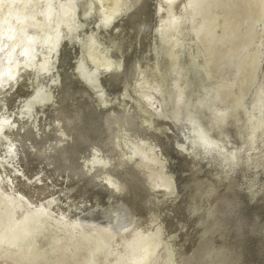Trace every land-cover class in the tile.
<instances>
[{
    "label": "rangeland",
    "instance_id": "rangeland-1",
    "mask_svg": "<svg viewBox=\"0 0 264 264\" xmlns=\"http://www.w3.org/2000/svg\"><path fill=\"white\" fill-rule=\"evenodd\" d=\"M6 1L7 8L0 22V92H3L12 81L14 71L22 73L28 67L15 60V50L23 43L20 39V31L25 30L22 29V23L31 29H42L46 26V31L53 30L55 33L50 21L37 9L39 0ZM128 1L129 11L126 20L122 19L125 21L124 26L115 35L101 30L98 22L101 21L105 26L111 23L113 16L119 14L116 7L120 3L118 0H98L94 8L98 16L94 20H99L97 24L83 13H77L74 16V23L72 22L73 31L77 32L76 37L79 38L78 41L70 42L74 45V52L79 51L78 44H81L82 38L89 36L93 44L100 45L106 52L104 55L98 47L102 52L101 56L114 62L113 69L106 78L108 88L112 90L107 91L105 83L100 84L104 76L92 63L89 67L91 64L88 58L86 60L89 66L84 62L87 68L82 62L79 66L77 63L67 64L76 61H71L67 51H63L60 57L63 62L57 66L54 89L52 91L50 81L48 86L41 88L43 90L39 95L32 97L27 111L28 122L32 125L44 123V130L40 136L41 146L46 151L45 154L52 158L51 160L58 161L63 169L89 168L91 158L86 145L90 140L99 139L104 141V145L114 144V147L110 146L107 151L108 166L133 184L136 163L131 160V156L135 154L126 143L139 141L140 137H149V129L139 122L149 120L158 124L163 120L166 122L163 127L155 126L161 131L154 132H166L171 135L170 151L164 146L163 141L159 144L172 164L173 173L179 177L172 185L158 189L163 199L168 198L171 203L179 201V206L171 207L173 209L169 215L171 218L167 216L170 221L173 217L175 219L180 216L177 218V222L181 221L178 224L179 229L177 228L180 232L172 229L169 230V234L171 231L172 236H177L181 232H191L193 237L191 236V241L185 246L193 251L192 253L196 251L198 253L196 257L202 256L212 247L214 250L220 249L224 256V264H263L264 12L260 10L255 0H205L202 12L190 8L192 0H180L178 7L172 11L164 3L165 0H162L158 29L167 43L160 46L155 24L159 0ZM31 4L34 5L29 13L28 7ZM62 10L63 7L53 10L56 16L51 20L53 26L56 25L59 29V34L66 20H63ZM203 23L211 27L207 35L204 33L206 30L202 28ZM45 42L47 46H51L50 40ZM41 45L42 42L38 43V46ZM91 57L100 64L95 51L91 53ZM140 68L143 71L152 69L156 72L138 77L137 81L145 78L147 80L137 89L134 83ZM47 93L49 94L43 102L50 101V104L49 111H45L44 117L39 112L41 111L39 104ZM101 97L108 101L109 108L101 109L98 106L96 101ZM98 109L105 112L99 113ZM87 113L94 114L90 118L96 121L95 127L93 125L87 129V125L85 126L82 117ZM223 114L226 117H223ZM8 131L9 125L0 122V138ZM175 147L178 151L182 148L195 153L200 158V165L196 162L188 164L177 161L173 151ZM216 156H221L225 160L231 159V162L217 163L219 166L217 168L216 165L205 164L211 158L215 160ZM67 159L68 164L65 162ZM5 160L9 161L10 156L5 157ZM0 164L3 165L2 160ZM201 165L205 167L204 170H199ZM162 170L164 173L163 165L151 167V172L157 176L161 175ZM19 173L25 178L23 171ZM6 181L12 180L8 178ZM33 184L41 186L40 177L29 179V185ZM93 192L92 195L100 202H106L110 198L106 191L100 188H94ZM58 199V196L49 197L39 203L36 198L20 196L18 203L27 209L31 217H40V221H53L55 216L65 223L55 225V231L46 233L49 236L62 234L60 230L68 235L72 234L69 225H74L82 227L85 235L92 234L97 241L103 243L102 254L96 258H91L88 252L82 254L83 264H116L114 242L110 238L112 235L106 234L97 226H88L71 219H69L71 223L68 222L54 209ZM157 201L155 200L152 205L158 212L155 217L159 219L164 216L160 213L161 206ZM136 204H139L141 209L137 206L136 210L134 207L132 216L128 213L129 219L134 218L138 211L139 217L143 219L152 214L148 209H144L141 201L137 202L136 199ZM63 206L68 207L69 204ZM174 209H177V212L180 210L179 214ZM181 213L185 215L181 216ZM193 218L198 220H194L197 224L192 221ZM186 220L189 222L188 225L185 223ZM191 223H195V226ZM46 226L50 227V230L53 228L50 223ZM183 226H188L190 230L185 227L183 230ZM157 229L158 234L155 233V227L153 232L150 229L156 240L161 237L162 227ZM202 231H209L203 243L199 238L200 234H203ZM101 233L105 235L102 236ZM106 235L108 240L105 239ZM38 242L39 246L43 244V237ZM156 247H159L158 244L153 242L150 244L147 239L142 238L140 249L150 251ZM258 248L261 250L257 251ZM185 249L181 252H186ZM248 252L251 254L247 255ZM162 260L163 253L159 251V264Z\"/></svg>",
    "mask_w": 264,
    "mask_h": 264
},
{
    "label": "bare ground",
    "instance_id": "bare-ground-1",
    "mask_svg": "<svg viewBox=\"0 0 264 264\" xmlns=\"http://www.w3.org/2000/svg\"><path fill=\"white\" fill-rule=\"evenodd\" d=\"M118 1H120L119 5L121 11L119 14L113 17L111 23L108 22V26H105L99 20H94V18H98V16L94 12V8L98 0H39V4L36 5L37 9L40 10L43 16L47 17V19L50 21V24L52 25V28L55 29V33L52 32L53 30L46 31V26H43L42 29H31L28 27V25H25L24 22L22 23V29L25 30L20 31V39L23 40V43H21V45H19L15 50V60L16 62H21L28 67L24 69L22 73H15L14 71L12 75V81L4 89L3 92H0V122L9 125V131L5 133L2 138H0V160L3 161V165L0 164V264H83V253L88 252L91 258H96L97 255L102 254L103 243L97 241L92 234L85 235L84 229L82 227H74V225H69L72 229H70V231H73L74 234L72 233L68 235V233H66L65 231L60 230L62 232V234L60 235H47L46 233L55 231V225L58 226L65 223L55 216H53V221H40V217H31L27 209L21 207V205L18 203V199L20 196L36 198L39 203L41 201H44L46 198L58 196L59 199L54 209L59 214H62L65 219L68 220V222L71 223V221L69 220L71 219L88 226H97L102 228L103 231L106 232V234L112 235V237L110 238H112L114 242V256L116 264H159V251L163 253V260L161 264H224V256L220 253V249L214 250V248L210 247V249L205 254L203 253V255L200 257H196V254H198L196 251L192 253L193 251H191L190 249L188 250L185 245H187V243L191 241V232H181V234L177 235L178 237L172 236V231L171 234H169V230L179 229L180 226L178 224L181 221L179 220V222H177V218H179L180 216L175 219L173 217L172 221L168 219V216L173 212V209H171V207L174 208V206L176 207V205L179 206V201L171 203L168 198L163 199L161 197L162 194H160V196L158 192V189L172 185L176 181V179L179 178L173 173L172 164L169 163V160L167 159L168 157H166L165 150L160 148L159 144L161 143V141H163V143H165L164 146L168 149V151H170L169 148L171 146V135L166 132L156 133L158 132L156 130H160V128L156 129L155 126L157 125L156 127H163V124L165 125L166 122H163V120H161L158 124H154L149 120H143L139 122V124H143L149 129V137H140L141 140L139 141L134 140L128 141L126 143V145L132 148L135 154V156H131V160L136 163V166H134L135 169L133 184H131L128 178L116 174L108 166L106 160V156H108L107 151L110 146L114 147V144L108 143L104 145V141H99V139L93 141L90 140V143L86 145V148L89 151L88 154L91 158L89 162V168H84L83 170H71L69 169V167H67L63 169L62 167H60L58 161L51 160L52 158L48 157L47 154H45L46 151L41 146L40 136L44 130V123L32 125V123L28 122L27 111L32 97L36 94L39 95L44 89L43 87L46 85L48 86L50 81L52 91L54 89V80L55 78H57V66L59 65V63L61 64L63 62L62 59H60L63 51H67V55H70L69 59H71V61H76L67 62V64L77 63V65L79 66L82 62L84 67L87 68V65L85 63H92L95 67L98 68V72L104 76L101 81L102 83L100 84L103 85V83H105L104 85H106V90H112L108 88V79L106 78L112 71L114 62H110L107 58L104 59L103 56H101L102 52L99 51L98 47L103 51L104 55L106 54L102 47L98 44H93L90 41L91 37L84 36L81 40V44H78L80 45L79 51L74 52V45H72L70 42L79 40V38L76 37L77 32L73 31L74 16L77 13H83L90 16L91 21H94L95 24H97V21H99L98 24H100L101 30L106 31V33L108 34L114 33L115 35L118 30L123 28V22H125L124 20H126L125 17L127 12L129 11L128 8L130 7V5L128 4V0ZM255 1L259 5L260 10L264 12V0ZM161 2L162 0L158 1L157 9L159 22L161 8L160 5H162ZM164 3L172 11L178 7L180 0H165ZM153 4L155 5L154 2ZM204 4L205 0H192L189 5L190 8H193L192 10H199V12H202L204 11ZM33 5L34 4H31V6L28 7L29 13L31 12ZM60 7H63V20L66 19L64 23L65 25L62 27L63 30L61 31V34H59V29L56 28V25L53 26L51 21L53 17L56 16L53 10L56 11ZM6 8L7 1L0 0V22L2 17L4 16ZM251 9L252 8H250V10ZM164 25L166 24L164 23ZM202 28L206 30V32L204 31L205 35H207V31H211V27L209 26V24L204 25L203 23ZM77 30H79V28ZM170 31L171 29L169 30V32ZM196 31L199 32V29H197ZM160 34V31H158L157 40H159L158 43L161 46L164 43L166 44L167 42L166 39ZM60 35H62V38H60ZM45 40H50L51 46H47V42H45ZM41 42L42 45L38 46V43ZM93 51L97 53L98 61L100 62V64H97L94 58L91 57V53ZM86 58H88L89 62L86 60ZM92 64L89 67H91ZM154 71L156 72V70L152 69L143 71L140 68V70L136 73L134 83V85L137 86V89L140 88L142 82L147 80L145 78V80L137 81L138 77H145L144 74L151 72L155 74ZM117 73L118 72H116V74ZM48 94L49 93L46 94V96L41 100L39 104V107L41 105V111L39 112L44 117L45 111H49L50 101L48 103L43 102ZM53 94L54 93H52V97ZM96 103L101 109L109 108L108 101L103 97H101L100 100H97ZM97 111L99 113L105 112L100 109H98ZM92 115L94 114L87 113L82 117L85 126L87 125V129L88 127H91L93 125L95 127L96 121L94 122L92 118H90ZM223 117L226 116H224L223 114ZM103 119L105 118H102V120ZM180 150L178 151L176 147L173 150L177 161L180 160V162H185L188 164H193L196 162L198 165H200V158L195 153L184 150L182 148H180ZM7 156H10L9 161L5 160V157ZM169 158H171V156ZM65 162L68 164L69 160L67 159ZM230 162L231 159L225 160L224 158H221V156H216L215 160H212L211 158L210 161L205 164H207V166L209 164L212 166L216 165L215 167L217 168L219 167L217 166V163L221 164ZM157 164L163 165L165 168V172L163 173L162 170V173L159 176H157L156 173L151 172V167L154 168L155 166H157ZM195 166L197 167V165ZM204 168L205 167L201 165L199 170H204ZM186 169L188 168L186 167ZM20 171L24 172L25 178L20 176ZM35 177H40V182L42 184L41 186H38L37 184L29 185V179ZM183 177L186 178V176L184 175ZM8 178H10L12 181L7 182L6 180ZM180 185L183 186L182 184ZM94 188L105 190L107 195L110 197L109 200L106 202H100L92 195V193H94ZM136 199L137 202L141 201L145 207L144 209H148L152 214L145 216L143 219V217H139L138 211L136 212V215H134L135 219H129V214L130 216H132V209L134 210V207L136 208V210H138V208L141 209L139 204H136ZM37 200L33 201L36 202ZM155 200H158L157 203H159L161 206L160 213L163 214V218L157 219L158 217H155V214L158 213L152 205L154 204ZM175 201H177V199ZM67 203L69 204V206L64 207L63 205ZM174 211L177 212V209H174ZM177 213H175V215ZM193 214L194 212L192 213V215ZM182 215H185V213H181V216ZM189 215H191V211ZM9 217L11 218L9 219ZM195 218H193L192 221H194ZM46 222L47 224L50 223V225L53 227L51 230L49 229L50 227L47 228ZM185 223L187 224L189 222H187L186 220ZM154 227L156 229V234L159 233V230L157 228L162 227L161 237L157 240L154 237L156 241L151 234V231H154ZM184 227L185 226L182 227L183 230ZM185 228H188V226ZM196 231L197 228L194 232L195 234ZM178 232H180V230H178ZM202 233L203 236L200 234L199 238H201V242L203 243L205 238H207L206 236L209 231H202ZM101 235L103 236L105 235V233H101ZM41 237H43L44 242L39 246L38 241ZM142 238L147 239L150 244L152 242L156 243V245L158 244L160 248L156 247L155 249H150V251L140 249ZM177 238H179V240ZM105 239H109L107 235ZM246 246L248 247V245ZM184 248H186V252H181V250ZM259 249L260 248H258L257 251L261 250ZM178 252H181V254H179ZM188 253L189 255H187ZM182 254H186L185 257L180 256ZM249 254L251 253L248 252L247 255ZM181 258L182 260H180ZM194 260L196 261L193 262ZM262 260L264 259L262 258Z\"/></svg>",
    "mask_w": 264,
    "mask_h": 264
},
{
    "label": "flooded vegetation",
    "instance_id": "flooded-vegetation-1",
    "mask_svg": "<svg viewBox=\"0 0 264 264\" xmlns=\"http://www.w3.org/2000/svg\"><path fill=\"white\" fill-rule=\"evenodd\" d=\"M152 1H153V0H152ZM119 2H120V1H119ZM116 7H117V11H119V13H120V11H121L120 5L117 4ZM116 7H115V8H116ZM118 9H119V10H118ZM117 11H116V12H117ZM116 12H115V13H116ZM157 15H158V11H157ZM113 17H115V16H113ZM157 18H158V21H157V19H156L155 24H156V22H157L158 25L156 24V27H157V32H158V31H159L158 27H159V25H160V22H159V15L157 16ZM160 21H161V20H160ZM158 22H159V23H158ZM157 32H156V35H157ZM158 44H159V43H158Z\"/></svg>",
    "mask_w": 264,
    "mask_h": 264
}]
</instances>
